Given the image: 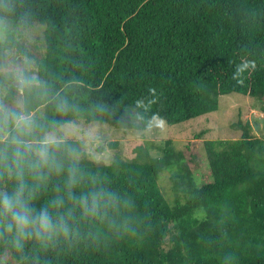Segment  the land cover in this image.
Returning <instances> with one entry per match:
<instances>
[{"label":"trees","instance_id":"trees-1","mask_svg":"<svg viewBox=\"0 0 264 264\" xmlns=\"http://www.w3.org/2000/svg\"><path fill=\"white\" fill-rule=\"evenodd\" d=\"M0 20L40 24L46 42L38 78L21 91L10 80L0 106V194L22 175L32 215L54 225L19 236L0 208V264H264V140L250 123L206 142L201 175L172 141H135L111 164L79 139L53 141L46 165L37 156L71 123L144 131L156 114L176 125L216 112L223 95L264 103V0H0Z\"/></svg>","mask_w":264,"mask_h":264},{"label":"rangeland","instance_id":"rangeland-1","mask_svg":"<svg viewBox=\"0 0 264 264\" xmlns=\"http://www.w3.org/2000/svg\"><path fill=\"white\" fill-rule=\"evenodd\" d=\"M45 27L35 24L24 30L11 21L0 20V106H3L9 81L23 83L39 76V65L45 59ZM264 103L259 99L241 94L223 95L219 109L185 123L157 127L155 121L144 131H115L107 124H67L49 133L41 140L51 141L79 139L85 150L96 162L111 164L116 157L126 158V151L135 141H172L175 148L184 152L188 165L197 175L208 168L206 142L239 140L242 127L250 123L251 135L264 140ZM25 119V118H22ZM171 173L166 172L160 180L161 189L173 199ZM2 264H17L6 257Z\"/></svg>","mask_w":264,"mask_h":264},{"label":"clouds","instance_id":"clouds-1","mask_svg":"<svg viewBox=\"0 0 264 264\" xmlns=\"http://www.w3.org/2000/svg\"><path fill=\"white\" fill-rule=\"evenodd\" d=\"M255 68L254 62L251 64L244 63L237 67L236 73L234 74V79L240 76L243 72L247 71L249 67ZM149 92L155 96V90L149 89ZM143 100H137V106L143 105ZM150 103H155V101H150ZM153 121H155L157 127L164 126V119L158 114L153 116ZM53 143L50 139H45L42 142V146L37 150V156L39 157V164H47L49 161V145ZM70 172H74L70 170ZM71 184H75V180L72 179ZM56 203H60L57 201ZM81 204L83 205L85 211L95 212L97 209V196L92 197L91 209H89L87 198H82ZM0 208L8 214L11 218V223L8 224V231H12L13 225L15 226L19 236L30 235V229H35V234L40 236L42 234L50 233L53 228V222L46 209L39 212L37 216L32 215V210L30 209L27 200L24 199V184L21 175V183L19 189L12 195L9 196L7 193L0 194Z\"/></svg>","mask_w":264,"mask_h":264},{"label":"water","instance_id":"water-1","mask_svg":"<svg viewBox=\"0 0 264 264\" xmlns=\"http://www.w3.org/2000/svg\"><path fill=\"white\" fill-rule=\"evenodd\" d=\"M14 86L17 87V88H19V89H21V82H16V83L14 84Z\"/></svg>","mask_w":264,"mask_h":264}]
</instances>
